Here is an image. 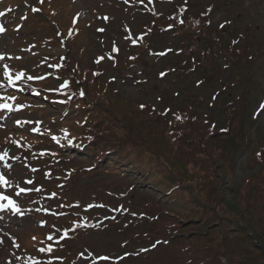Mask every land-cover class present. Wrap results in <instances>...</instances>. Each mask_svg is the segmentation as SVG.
Returning a JSON list of instances; mask_svg holds the SVG:
<instances>
[{"label": "rangeland", "instance_id": "rangeland-1", "mask_svg": "<svg viewBox=\"0 0 264 264\" xmlns=\"http://www.w3.org/2000/svg\"><path fill=\"white\" fill-rule=\"evenodd\" d=\"M185 1L195 13L212 4L211 24L203 34L195 32L187 41L186 34L174 37L150 27L151 13L156 22H164L174 3ZM0 13V52L25 51L0 62V104L11 105V110L0 108V194L20 209H0V264H154L146 258L151 243L133 238L145 223L134 225L146 215L155 218L151 231L171 226L172 217L151 185L136 181L139 174L121 175L105 162L93 164L92 150L70 143L85 133L86 120L92 124L105 119L106 109L98 100L86 103L82 113L61 114L65 104L81 101L75 86L83 85L82 78L75 84L63 69L69 60L90 74L99 72L136 104L191 105L202 117L200 124L208 119L217 122L216 130L231 126L229 133L213 139L227 140L234 152V178L226 181L219 201L225 207L234 202L239 211L232 209L230 217L210 226L199 249L209 259L206 264H226L256 253L253 247L259 248L260 238L219 224H235L234 216L249 227L240 199H256L258 184H264V170L254 157L264 143V0H0ZM233 37L251 49L226 58L219 50ZM189 41L218 50L211 67L190 68L181 51ZM20 72L24 75L16 79ZM217 91V100L210 104ZM201 127L194 134L198 154L206 131ZM240 136L245 145L238 142ZM193 167L204 182L211 175L206 165ZM228 174L218 167V182L230 178ZM194 184L201 182L194 179ZM179 185L182 195L186 189ZM251 211L257 213L256 208ZM256 232L264 236L263 230ZM225 243L235 255L227 256ZM247 245L252 247L248 252ZM184 247L180 239L156 251L174 259L185 253Z\"/></svg>", "mask_w": 264, "mask_h": 264}, {"label": "trees", "instance_id": "trees-1", "mask_svg": "<svg viewBox=\"0 0 264 264\" xmlns=\"http://www.w3.org/2000/svg\"><path fill=\"white\" fill-rule=\"evenodd\" d=\"M212 9L213 6L210 3L204 6V10L195 13L188 10V1L177 3L164 15V22L161 21L160 25L170 27L174 36L186 34L188 41L193 38V33L196 32L198 36L204 33L211 23ZM150 17L152 23L157 21L154 14ZM240 41V37H233L226 46L222 45L219 52L225 57H234L237 55V50L251 49L250 45L241 44ZM186 45L183 53L192 70L196 71L200 65L211 67V59L217 55L218 50L213 51L209 45L202 47L192 41ZM249 53L246 52V56L249 57ZM190 68H185L184 72H188ZM63 69L75 84H78V80L82 78L83 85L75 86L78 91L81 90L79 91L81 101L77 102V99H73L75 102L72 105L65 104L60 108L61 114L82 113L81 111L88 107L85 106L86 103L92 104L98 100L100 104H104L106 109L105 119L95 120L92 124L86 120V125H83L85 133L70 143L83 145L85 149L92 150L89 155L93 164L105 162L106 166L121 175L129 172L134 175L139 174L136 181L146 186L150 184L148 188L151 187V190L156 192V199L167 208L166 213L172 217L171 226H168L165 231L157 227L156 231H151L150 228L153 226L151 222L155 218L146 215H141L142 219L134 225L145 223L144 229L137 231L133 238L140 243L143 241L151 243L148 249L150 254L146 256L147 260L154 264H206L209 259H206L207 255L199 249L201 238L220 218L230 217L228 213L231 214L232 209L239 211L236 203L227 202L225 207L219 201V199L222 201L227 191L226 181L234 178L232 157L234 152L232 148L229 150L227 140L220 142V138L218 141L213 139L215 135L229 133L231 126L219 127L216 130L217 122H210L208 119L200 124L202 117L191 105L183 107L171 104L161 108L136 104L132 100L123 98L111 87L110 83L101 78L99 72L92 70L90 74L72 60L64 61ZM215 95L211 98L210 104L217 100L218 93ZM71 97L73 96H67L64 99L68 100ZM67 100L62 101L65 103ZM254 114L253 112L252 115ZM201 125L203 126L201 128L206 131L202 133L204 136L201 142L202 152L198 154L194 146V134L201 132L199 129ZM109 126H114L118 130ZM190 134L193 136L192 140L189 139ZM239 141L240 144L245 145L241 136L238 138ZM219 142L221 144H218ZM254 157L259 161L256 163L260 164V170H264V143L260 144ZM198 159H201L204 164L198 163ZM193 163L200 167L206 165L208 172H211V177L207 173L209 177L204 182L199 174L193 171L195 167L191 169ZM218 167L221 170L227 169L230 178L225 180L224 177L221 182H218L216 176ZM194 179H199L201 185L195 186ZM179 183H182V187H185L189 195L184 190H182V195L177 193L180 189ZM257 190L256 199H240L244 211L242 213L247 217L245 221L249 227L241 225L243 222L234 216L231 219L235 224L225 223L223 220L219 225H223L227 230L234 226L243 231L244 236L253 235L256 239L260 238L262 242L258 249L253 247L256 251L253 256L249 255L244 260H241V257L232 259L226 264H264V236L256 232L264 231V184L262 182L258 184ZM196 208L199 210L195 211ZM255 208L257 213L251 211ZM218 210L224 212L221 213ZM157 217L158 214H156V219ZM221 227L219 226L220 229ZM180 239L185 244V253H181L176 258L171 259L168 255L163 258L156 251L160 246H162L161 250H164L165 245L169 246ZM225 244L228 245V243ZM226 248L230 249L229 246ZM251 248L248 245L245 247L247 252ZM231 255H235V252L230 249L227 251V256Z\"/></svg>", "mask_w": 264, "mask_h": 264}, {"label": "snow or ice", "instance_id": "snow-or-ice-1", "mask_svg": "<svg viewBox=\"0 0 264 264\" xmlns=\"http://www.w3.org/2000/svg\"><path fill=\"white\" fill-rule=\"evenodd\" d=\"M0 15H2V13H0ZM221 27H223V25H221ZM4 31V28L3 26H0V32H3ZM102 31V30H101ZM117 50V49H114V51ZM0 59H3L2 56H0ZM5 68H7V66H5ZM5 75H8V72L6 71L5 72ZM24 75L23 72H20V73H17L16 74V79H20L22 76ZM161 75H164V73H161ZM29 79H32V77H29ZM12 77L9 76V83H12ZM10 99H14V98H10ZM18 107H23L22 105L18 106ZM141 107H144V105H141ZM261 108H264V104H262L260 106ZM0 108H7L9 110H11V105L5 103V104H0ZM177 119H180V117H177ZM17 123H20L19 121H17ZM35 130V129H34ZM2 158V157H0ZM0 181H3V177L0 176ZM29 183H31V181H29ZM26 191V189H21V192H24ZM0 200H6L7 203L6 204H0V209H5V208H9L11 207L14 211L16 212H19L20 209L19 207H17L16 205V202L14 200H12L11 198L7 197V196H4L2 194H0ZM51 238V237H49ZM43 250V249H42Z\"/></svg>", "mask_w": 264, "mask_h": 264}, {"label": "bare ground", "instance_id": "bare-ground-1", "mask_svg": "<svg viewBox=\"0 0 264 264\" xmlns=\"http://www.w3.org/2000/svg\"><path fill=\"white\" fill-rule=\"evenodd\" d=\"M25 51H3V52H0V56L3 57V59H0V62H5V60H7L8 58H18L22 53H24Z\"/></svg>", "mask_w": 264, "mask_h": 264}]
</instances>
